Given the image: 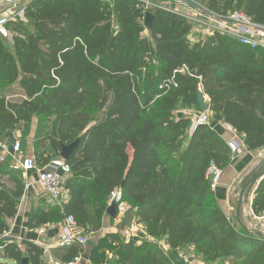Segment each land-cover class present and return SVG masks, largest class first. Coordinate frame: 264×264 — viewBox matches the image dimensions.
Instances as JSON below:
<instances>
[{
	"label": "trees",
	"instance_id": "16d2710c",
	"mask_svg": "<svg viewBox=\"0 0 264 264\" xmlns=\"http://www.w3.org/2000/svg\"><path fill=\"white\" fill-rule=\"evenodd\" d=\"M196 1L216 16L241 11L264 26V0ZM146 13L149 37L142 36ZM23 18L11 24L10 49L0 40V87L17 85L25 97L10 103L0 95V135L37 116L49 120L42 140L55 156L78 140L66 161L67 203L36 202L27 228L72 216L84 234L97 232L109 194L120 189L131 218L169 252L203 264H264V240L222 211L206 176L210 162L229 164L227 144L209 126L191 131V119L175 114L182 106L198 111L200 91L211 118L240 135L247 151L264 148V49L216 32L193 42L187 19L140 0H29ZM4 174L0 167V236L23 191L19 177L9 178V188ZM250 207L264 215V176ZM21 245L0 248V264H44L41 247ZM82 251L73 245L55 255L70 262ZM90 262L173 264L156 245L125 243L118 234L99 240Z\"/></svg>",
	"mask_w": 264,
	"mask_h": 264
},
{
	"label": "built area",
	"instance_id": "2783aa9c",
	"mask_svg": "<svg viewBox=\"0 0 264 264\" xmlns=\"http://www.w3.org/2000/svg\"><path fill=\"white\" fill-rule=\"evenodd\" d=\"M22 1L27 0H0V6H3L0 12V40L9 39L8 27L10 23L20 10L23 12L25 9V3L20 7L23 4ZM140 1H142L145 8H160L180 15L185 19L191 18L194 29H199L201 32V38L198 40H204L216 32L235 39L237 43L251 50L264 49V26L255 24L251 18L241 11L231 12L225 17L213 14L214 22H209L206 17L210 13L205 8L200 7L195 0H161L163 3L160 6L154 3L155 0ZM167 1L169 4L178 3L183 6L191 3V7L197 13H191L190 16L184 12L175 11V9L168 7ZM205 12L207 16H205ZM210 118L209 110L205 112L198 111L195 116H192L190 130L193 131L199 126H208ZM227 146L233 154L239 151V145L234 142L228 143ZM5 164H7L9 171L18 174L21 178L23 191L17 206L22 205L31 193H36L41 198L44 206L63 209L68 201V191L65 189L64 183L70 176V168L60 156L46 159L40 163L33 157L24 156L19 139H4L0 140V165ZM30 173L35 175V178L30 177ZM222 175V169L210 162L206 170V176L210 181V188L213 192L219 185ZM112 203H115L120 215L126 213V203L123 201V194L120 189H115L109 194L108 206ZM256 219L262 222L264 221V215L256 216ZM2 238L7 241L11 239L8 232L4 233ZM86 244L87 238L82 229L78 227L72 216H66L61 222L54 248L67 249L73 245L83 247ZM51 249L52 247L43 249L44 264H77L79 262L80 255L70 262H60L50 255ZM177 255L183 258L184 264H203L191 253H178Z\"/></svg>",
	"mask_w": 264,
	"mask_h": 264
},
{
	"label": "crops",
	"instance_id": "0c3cea01",
	"mask_svg": "<svg viewBox=\"0 0 264 264\" xmlns=\"http://www.w3.org/2000/svg\"><path fill=\"white\" fill-rule=\"evenodd\" d=\"M2 9L3 6H0V12L2 11ZM206 19L209 22H214L213 14H208ZM190 36L191 41L193 42L201 38V32L199 29H194L193 22H191ZM145 37H149L148 30L147 35ZM203 97L205 103L208 104L207 97ZM180 108H182L183 110L176 111L175 113L179 117L181 116L192 119V116H195L198 113V111L193 108H191V110L190 108L185 106ZM208 124V126L212 130H214L226 144L234 142L239 145V151L237 153L233 154L230 152V162L225 169H222L223 175L221 181L217 186L216 190L213 192L214 198L217 204L221 207L222 211L227 214L228 217L235 218V214L234 216H232L229 213L231 209L230 203L232 199L231 191L233 190V188H235L236 184L240 182L246 183L247 181L258 177L264 172V148L249 152L243 146L242 137L240 135H237V133L232 130L229 126L221 122H216L212 118H210ZM24 129L25 128L23 127L21 128V130L17 129L12 132H7L3 135H0V140L19 139V141L21 142V151L24 156L33 157L40 163L44 162L46 159L55 157L51 150L49 152L47 150H43L41 152L34 151L31 142L28 139V136L25 137L22 134ZM0 167L1 171L3 173H6L3 175L2 182L7 187L11 188L12 185L9 181V178L14 176L19 177V175L9 171L7 164L0 165ZM29 176L35 178V175H33L32 173H30ZM261 178H259L250 185L247 197L245 198L244 196L240 210V220L247 228L260 230L264 233V221H262V223L257 220L256 216L252 213L250 207L254 191L257 188ZM38 201L42 202L41 198L38 197L36 193H31L22 205L17 206L16 216L11 220H7L9 228L8 233L11 237L9 241L16 243L20 249L23 248V246L21 245L23 241L39 246L42 248V250L45 247H52V249L50 250V255L53 256L56 260H59L55 255L57 249L54 247L55 242L58 238L59 229L62 221L53 225L43 226L35 230H29L26 226L28 214L31 210V207ZM125 216L126 213L124 215H120L118 211L116 212L115 217L112 218L105 215L102 221L101 229L97 232H90L88 237H86L87 244L82 247L83 251L80 254L78 264H92L90 262V252L93 248L97 246L99 240L104 238L107 234H118L121 239L124 240L125 243H128L130 241H134L136 245H140L144 242L151 243L153 245H156V247L161 249L165 254H171V252H169V249L166 252V249L168 247L164 240L154 241L152 239H149L146 235L143 225L137 224L133 218H130L128 219L129 221H127V219H125ZM9 241L4 240L1 235L0 248H2L6 243H9ZM175 254L178 253L176 252ZM107 258L108 260H111L112 257L110 254H108ZM41 260L43 262V256H41ZM7 264L14 263L8 262Z\"/></svg>",
	"mask_w": 264,
	"mask_h": 264
},
{
	"label": "rangeland",
	"instance_id": "374dc122",
	"mask_svg": "<svg viewBox=\"0 0 264 264\" xmlns=\"http://www.w3.org/2000/svg\"><path fill=\"white\" fill-rule=\"evenodd\" d=\"M28 2H29V0H27L25 2L22 1L21 3H23V4L20 3L21 4L20 7H22L24 5V3H25V5H27ZM154 3H156L158 6H160L163 2L161 0H155ZM166 3L168 5V7L173 8V10L175 9V11L184 12L186 14H189L190 16H191V13L192 14L197 13V11L191 7V3L186 4L184 6L181 4H178V3L169 4L168 1ZM196 3L200 7H202L197 1H196ZM20 4H18V5H20ZM23 13H24V11L22 12L20 10V12L17 13L16 17L14 18V20L10 23V26L8 27V32L10 34V37H9V39L4 40V44H6L7 47H9V49L11 48L12 35H13L10 31L11 24L14 22H18V21L23 22L24 21ZM195 16H197V15H195ZM205 16H207L206 12H205ZM187 21L191 25V22H192L191 18H188ZM146 35H147V30L145 29L144 32L142 33V36H146ZM0 95L5 96L6 101L10 102V103H21L23 100H25V97L23 96L22 91L17 87V85H12L10 87H0ZM179 110L182 111L183 109L179 108L178 111ZM190 110H191V108H190ZM24 128L25 129H24L22 134L25 137L28 136V139L30 140L32 148L34 151H37V152H41L43 150H47L48 152L50 151L49 144L47 142H44V140H42L50 130V123H49L48 119L34 116L31 120V122L27 126H24ZM244 184H245L244 182H240V183L236 184L235 188H233V190L231 191V198L232 199H231V203H230L231 209H230L229 213L232 216H234V212L236 210V206H237V202H238L239 192H240V190ZM249 188H250V186L244 192L243 198H244V196H245V198L247 197V195H248L247 193L249 191L248 190ZM126 208H127V211H126L125 219H127V221H129L128 219L131 218V215L129 212L130 207L126 204ZM88 235H89V233H85L86 237H88Z\"/></svg>",
	"mask_w": 264,
	"mask_h": 264
},
{
	"label": "water",
	"instance_id": "95a60500",
	"mask_svg": "<svg viewBox=\"0 0 264 264\" xmlns=\"http://www.w3.org/2000/svg\"><path fill=\"white\" fill-rule=\"evenodd\" d=\"M143 25H144L146 30L151 29L152 15L150 13L145 14V17L143 20ZM196 103H197L199 112H205V111L209 110L208 105L204 101L203 94L200 91H198L196 94ZM77 145H78V140H76L74 143H72L71 145H68V146L62 145L61 151L59 154L60 158L66 162L69 159V157L71 156V154L74 152V150L76 149ZM263 176H264V172L261 175H259L258 177L247 181L242 186V188L239 192L238 202H237V206H236V210H235V220H236L238 226L246 234L254 235V236L259 237V238L264 240V233L262 231L247 228L240 220V210H241V206H242L244 192L253 182H255L256 180H258L259 178H261ZM116 212H117L116 205H115V203H112L107 207V209L105 211V215L112 218V217H115ZM168 258L173 264H184L183 258H181L179 255H177L175 253L169 254ZM27 263H28V260L26 258L21 260V264H27Z\"/></svg>",
	"mask_w": 264,
	"mask_h": 264
},
{
	"label": "bare ground",
	"instance_id": "6f19581e",
	"mask_svg": "<svg viewBox=\"0 0 264 264\" xmlns=\"http://www.w3.org/2000/svg\"><path fill=\"white\" fill-rule=\"evenodd\" d=\"M231 183V182H230ZM226 184V183H225ZM234 214H235V212H234ZM227 215V214H226ZM122 221V220H121ZM263 223V222H262ZM262 225V224H261ZM261 227V226H260ZM262 228V227H261ZM86 232V231H85ZM123 237V236H122ZM140 241V240H139ZM134 242V241H133ZM77 246V245H76ZM200 260V259H199ZM78 264V263H77Z\"/></svg>",
	"mask_w": 264,
	"mask_h": 264
}]
</instances>
